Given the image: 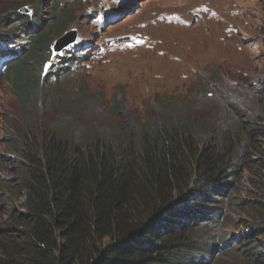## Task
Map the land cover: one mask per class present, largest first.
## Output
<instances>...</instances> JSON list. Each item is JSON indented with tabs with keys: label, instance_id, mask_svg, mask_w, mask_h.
Returning <instances> with one entry per match:
<instances>
[{
	"label": "trees",
	"instance_id": "16d2710c",
	"mask_svg": "<svg viewBox=\"0 0 264 264\" xmlns=\"http://www.w3.org/2000/svg\"><path fill=\"white\" fill-rule=\"evenodd\" d=\"M59 15L52 12L49 30ZM13 17V29L30 42L6 82L25 107L34 111L38 100L50 117L15 127L12 150L21 160L15 186L6 188L21 200L15 223L22 230L1 231L0 264H212L229 212L264 225V96L257 116L247 119L222 94H209L213 123L198 129L188 123L192 100H159L142 115L125 111L122 99L89 97L75 99L78 108L68 115L56 114L47 110L57 104L49 91L84 60L55 56L62 68L44 71L53 58L50 35L37 14ZM215 76L223 88L211 90L223 92ZM246 178L252 187L242 190ZM243 191L254 195L246 206L236 202ZM261 237L233 240L236 251L247 249V264H264Z\"/></svg>",
	"mask_w": 264,
	"mask_h": 264
},
{
	"label": "rangeland",
	"instance_id": "374dc122",
	"mask_svg": "<svg viewBox=\"0 0 264 264\" xmlns=\"http://www.w3.org/2000/svg\"><path fill=\"white\" fill-rule=\"evenodd\" d=\"M52 1L0 0V34L11 39L4 44L5 49L14 51L10 48L26 41H19L20 32L13 29L17 26L13 14L21 11L31 16L37 14L41 32L52 39L51 46L60 40L58 35L65 28V32L77 33L73 56L83 58L84 62L70 68L69 76L58 82L55 91H49V99H57V104L47 110L68 115L78 108L75 99L92 97L107 104L122 99L121 105L124 101L127 105L125 111L138 110L145 115V106H159V100H192L195 114L188 123L194 129L199 124L210 127L213 123L212 119L207 121L216 111L208 102L212 93L222 94L230 107L244 113L247 119L255 118L260 111L264 96V0ZM54 10L60 13L62 21L49 30ZM164 16L173 24L165 22ZM80 46L85 52L75 53ZM58 68L62 66L49 64V71ZM3 69H0V235L5 229L16 235L22 228L16 225L15 218H20L23 209L21 200L10 197L6 188L15 186L16 167L21 160L12 150L18 141L15 127L27 123L32 126L50 116L41 111L38 100L32 103L34 111L32 106L25 107L3 77ZM216 73L223 79V92L211 90L220 83L214 80ZM221 107L223 104L220 110ZM249 184L246 178L241 189L251 188ZM253 197L243 191L236 202L244 203ZM240 213L229 212L231 223L223 226L220 233V238L233 244V249L222 250L213 264H247V249L236 251L238 245L233 240L246 232L264 230V225ZM195 232L198 236L202 233Z\"/></svg>",
	"mask_w": 264,
	"mask_h": 264
},
{
	"label": "clouds",
	"instance_id": "9594fccd",
	"mask_svg": "<svg viewBox=\"0 0 264 264\" xmlns=\"http://www.w3.org/2000/svg\"><path fill=\"white\" fill-rule=\"evenodd\" d=\"M17 14H20L19 12H17ZM21 15V14H20ZM21 16H25V15H21ZM216 16V13L213 15H210V18L209 19H212V17H215ZM165 22H168V24H173L172 23V21L170 20V18H168L167 16H165V20H164ZM160 22V21H159ZM66 29V28H65ZM65 29L59 34V36L58 37H60L59 39L61 40V39H63L64 37H66L67 35H69V34H71V33H74L75 34V39H74V42L72 43V44H70V45H75V43H76V41H77V34L74 32V30H69V31H66L65 32ZM65 32V33H64ZM64 33V34H63ZM21 34V33H20ZM63 34V35H62ZM23 39H25L26 41L25 42H21V44H19L18 46H15V47H12V48H10V49H15L14 51H12V50H9V49H5L4 48V44L6 43V42H10L11 41V39L9 38V37H6V36H3V35H0V44L3 46V48L5 49V50H7L8 52H10V53H12L13 55H14V57H18V56H21V50L22 49H24V48H26L27 46H28V44H29V42H30V39H28V38H24L23 36H22V34H21V36L19 37V41H23ZM56 42V41H55ZM55 42H54V44H55ZM54 44L51 46V44H50V52H51V54H52V56H58L60 59H63V58H66L69 54L67 53V51H66V49H67V47H65L61 52H58V53H55L54 52ZM65 51V53H63ZM8 52H5V53H8ZM3 54L4 56L6 55V54ZM62 53V54H61ZM74 53V52H73ZM76 53V52H75ZM74 54H71L70 56H73ZM24 56V54L21 56V57H23ZM60 56H63V58H61ZM11 57H12V55H11ZM74 57V56H73ZM75 58V57H74ZM76 59V58H75ZM48 60H49V62H48V69H49V64L50 63H53L52 62V58H50L49 56H48ZM58 60H56V62H57ZM3 67V66H2ZM11 67H13V63H11L10 65H8V66H6L3 70H4V74H3V77L5 76L6 77V73H7V71L9 70V69H11ZM0 69H1V67H0ZM47 69V68H46ZM46 69H44V71L46 70ZM1 76V75H0ZM227 224H229V223H227ZM227 224H225V225H227ZM224 225V226H225ZM257 225V224H256ZM258 227H259V225H257ZM223 228V227H222ZM222 228H220V230H219V241L218 242H220L219 244V246H220V252H219V254L216 252L215 253V255H214V258H215V261L213 262V263H215L216 262V258L221 254V251L222 250H227V246H228V244L227 243H225L224 241H223V239L222 238H220V233H222L221 231H222ZM264 232V230H261V231H259V232H256V233H254V234H252L251 232H246V233H244V235H250V236H255L257 239H261L260 241H262L263 239H262V237H261V233H263ZM241 236H243V235H241ZM236 238H238V237H236ZM235 238V239H236ZM234 239V240H235ZM238 245V244H237ZM224 248H226V249H224ZM231 249H233V244H231ZM212 263V264H213Z\"/></svg>",
	"mask_w": 264,
	"mask_h": 264
},
{
	"label": "water",
	"instance_id": "95a60500",
	"mask_svg": "<svg viewBox=\"0 0 264 264\" xmlns=\"http://www.w3.org/2000/svg\"><path fill=\"white\" fill-rule=\"evenodd\" d=\"M74 39H75V34L71 33L67 35L66 37H64L63 39L56 41L54 44V49H53L54 52L55 53L61 52L66 46L72 44L74 42Z\"/></svg>",
	"mask_w": 264,
	"mask_h": 264
}]
</instances>
